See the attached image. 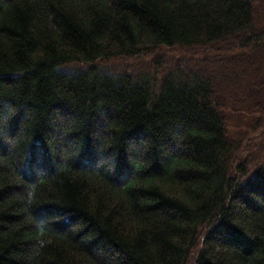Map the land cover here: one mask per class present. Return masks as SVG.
<instances>
[{
	"label": "trees",
	"instance_id": "obj_1",
	"mask_svg": "<svg viewBox=\"0 0 264 264\" xmlns=\"http://www.w3.org/2000/svg\"><path fill=\"white\" fill-rule=\"evenodd\" d=\"M0 264H264V0H0Z\"/></svg>",
	"mask_w": 264,
	"mask_h": 264
},
{
	"label": "rangeland",
	"instance_id": "obj_2",
	"mask_svg": "<svg viewBox=\"0 0 264 264\" xmlns=\"http://www.w3.org/2000/svg\"><path fill=\"white\" fill-rule=\"evenodd\" d=\"M166 53H167V55H169L170 57H179V54H173V53H171V52H169V50H167V49H165L164 50ZM109 65H110V69L111 70H113V69H122V67L124 66V61H112V62H110V63H108ZM135 67V65L132 63V65L130 66V69L131 68H134ZM71 68H76V66H73V67H71Z\"/></svg>",
	"mask_w": 264,
	"mask_h": 264
}]
</instances>
